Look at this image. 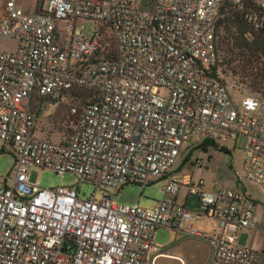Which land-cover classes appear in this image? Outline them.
Returning a JSON list of instances; mask_svg holds the SVG:
<instances>
[{
	"label": "built area",
	"instance_id": "2783aa9c",
	"mask_svg": "<svg viewBox=\"0 0 264 264\" xmlns=\"http://www.w3.org/2000/svg\"><path fill=\"white\" fill-rule=\"evenodd\" d=\"M232 14L264 35V0H37L32 11L3 0L0 36L17 46L0 51V140L14 156L0 175V264H159L160 229L208 244L207 264H258L240 240L259 199L189 178L198 207L178 201L176 166L205 141L245 140L243 178L264 196V93L234 98L219 69ZM47 101L68 109L60 142L38 135L31 106ZM33 169L77 183L43 188ZM160 181L152 208L116 202Z\"/></svg>",
	"mask_w": 264,
	"mask_h": 264
},
{
	"label": "rangeland",
	"instance_id": "374dc122",
	"mask_svg": "<svg viewBox=\"0 0 264 264\" xmlns=\"http://www.w3.org/2000/svg\"><path fill=\"white\" fill-rule=\"evenodd\" d=\"M23 7L33 10L37 0H18ZM0 1V6H1ZM92 24H85V35L91 34ZM222 46L219 51V69L231 95L239 99L242 96L264 93V35L255 33L250 26L238 16L232 14L224 24L220 34ZM17 43L15 40L0 36V51H13ZM32 110L38 114V135L45 138L47 135L55 142H60L57 131L69 121L68 109L57 107L50 102H34ZM245 140H240L235 149L229 145L199 144L194 146L185 159L176 166L179 178L190 177L193 183L203 182L209 191L229 189L250 193L259 199V205L264 209V196L255 186L243 178L241 161L245 147ZM14 168V156L10 147L0 140V175H8ZM31 181L38 182L43 188L70 186L77 183L75 175L67 173L56 175L50 170L33 169L30 173ZM183 181V180H182ZM162 181L148 186L144 191L141 205L148 199L162 197ZM188 186H183L182 193H188ZM81 196H90L94 188L90 184L80 185ZM142 189L138 185H127L116 202L123 205L139 203ZM189 203L193 209L198 206V196L190 195ZM145 207V206H144ZM244 241L242 240L241 244ZM159 263V262H158Z\"/></svg>",
	"mask_w": 264,
	"mask_h": 264
},
{
	"label": "crops",
	"instance_id": "0c3cea01",
	"mask_svg": "<svg viewBox=\"0 0 264 264\" xmlns=\"http://www.w3.org/2000/svg\"><path fill=\"white\" fill-rule=\"evenodd\" d=\"M0 1L2 3L0 6V13H2L3 0ZM20 4L23 5V3ZM189 178L190 177H185V179H187L186 181H184L183 177L181 178L182 187L178 195V201L179 203L185 205L188 209L195 210V208L193 209V206L189 203V189L188 193H182V188L183 186H187ZM157 198L158 199H148L143 205L145 207L152 208L162 197L160 196ZM141 200L142 198L139 200L140 204ZM256 217L257 224L255 228L244 232L241 235L240 243L243 240L244 243L242 245L259 252L258 264H264V209L260 206L256 208ZM193 225L198 230L204 232H211L214 226L213 221L206 218H195ZM156 240L161 247H164L168 251V257L161 258L159 260V264H207L209 260L211 249L208 244L191 239L180 232L160 229Z\"/></svg>",
	"mask_w": 264,
	"mask_h": 264
},
{
	"label": "trees",
	"instance_id": "16d2710c",
	"mask_svg": "<svg viewBox=\"0 0 264 264\" xmlns=\"http://www.w3.org/2000/svg\"><path fill=\"white\" fill-rule=\"evenodd\" d=\"M204 144L215 145V143L210 142V141H205V142L202 143V145H204Z\"/></svg>",
	"mask_w": 264,
	"mask_h": 264
}]
</instances>
